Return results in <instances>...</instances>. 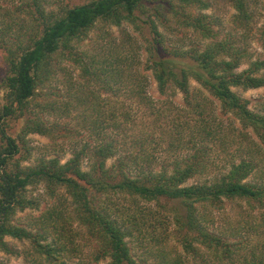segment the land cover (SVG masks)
<instances>
[{"label":"trees","instance_id":"1","mask_svg":"<svg viewBox=\"0 0 264 264\" xmlns=\"http://www.w3.org/2000/svg\"><path fill=\"white\" fill-rule=\"evenodd\" d=\"M161 1L88 0L56 13L46 12L45 0H0V52L6 69L0 82V251L16 254L6 241L11 238L28 243L27 264H66L81 251L77 235L65 223L72 219L95 244L94 264L106 259L107 264H140L128 245L131 238L140 243L147 238L157 264H264V100L251 109L235 91L264 87V59H254L247 44L251 8L247 0H229L235 30L222 35L216 19L192 12L197 5L207 9L206 2L166 0L172 22L198 38L191 46L167 50L153 20ZM149 3L156 6L145 20L151 37L144 65L121 41L109 48L98 45L91 56L78 52L95 24L137 25ZM63 61L79 68L75 108L90 112L82 117L89 140L64 164L53 158L23 166L30 155L27 135L55 137V127L40 115L70 111L38 99L65 71ZM243 64L247 67L239 71ZM149 71L161 96L182 95L184 105L173 120L172 101L165 102L167 113L147 91ZM190 79L201 89L192 90ZM102 92L137 103L155 126L167 114L160 136L141 131L131 136L129 125L136 121L131 111H119L125 104L103 100ZM129 139L132 148L125 149ZM162 146L167 159L155 150ZM217 150L226 157L221 165L212 159ZM110 159L116 163L107 167ZM194 177L199 182L187 185ZM40 184L51 198H59L57 188L64 187L71 213L66 216L53 206L35 224L17 225V213L38 207L28 187ZM225 201L239 207L235 223L224 219L230 230L213 232V218L206 213L222 211ZM145 203H156L158 210ZM147 225L161 227V232L146 236Z\"/></svg>","mask_w":264,"mask_h":264},{"label":"rangeland","instance_id":"2","mask_svg":"<svg viewBox=\"0 0 264 264\" xmlns=\"http://www.w3.org/2000/svg\"><path fill=\"white\" fill-rule=\"evenodd\" d=\"M87 1L88 0H45L44 6L46 12L53 11L57 13L61 11V8L64 6L80 5ZM169 1H161L162 6L159 9L160 14L154 12V8L156 6L155 3H149L146 9H143L144 11L146 10L147 14H139L140 18L137 21V25H133L130 23L128 24L124 22L119 27L109 26L101 22L95 24V26L90 30L87 38L80 43V46L78 47V52L91 56L96 52V47L98 45H106L109 48L110 45H120L119 42L121 41L124 42L125 45L129 46L128 48H132L136 52V55L139 56V60H141L144 65L148 58L147 41L150 40L151 37L150 31L147 28V25L145 24V20L148 18L149 14L154 13L156 15L153 16V20L158 25V30L163 36L164 47L167 50L172 49V47H178L181 45L183 47H187L196 44L198 40L197 36H195L189 30L176 26V24L172 22V14H169L166 10V8L168 7L167 3ZM202 1L207 3V9L201 11L200 9H198L199 5H197V7H194L197 9H192V12L194 14L204 13L216 19L217 23L219 24L216 28L221 31L222 35L228 34L231 31L235 30L232 23V15L235 13V10L229 0ZM247 2L249 3V7L251 8L250 12L252 14L251 23L249 25L251 31L249 33L250 35L248 37L247 44L254 59H264V0H247ZM61 66L65 69V71L57 75V77L52 82V85L44 89L43 93L41 92L38 99H40V101L43 103L49 100V102H51L53 106H55V104L56 106L60 107L68 106L70 111L65 115H63L59 111H49V113L40 115L43 120L48 122V125H53L55 127V129H53V132H55V137L47 135L43 136L38 134L27 135L25 137V142L27 147L30 149V155L28 160L22 163L23 166H34L39 162L40 159L49 160L53 158L57 159L60 164H64L72 157L73 151L75 149L80 148L81 144L89 140L88 131L84 129V127H87V123L83 122L82 117L86 115L90 116V112H83L85 108L84 106H81L77 109L75 108V97L80 95V93H77L78 84L80 83L79 68H76L74 65H72L70 61H63ZM142 67L143 66H140V68ZM246 67L247 66L245 64L241 65L239 71L245 69ZM5 70V64L3 63L2 54L0 52V82L5 76ZM146 75L149 76V86L147 88V91L153 98V100L160 101H158L157 105H159V107L165 108L164 110H166L167 112V107L169 105H166L165 102L169 103L172 101V105H170L169 107L171 108L173 120L174 117H177L179 108L182 106V104L184 105L182 95L179 93V91H177L172 97L161 96L158 92L155 81L152 79L150 71L146 72ZM67 78L69 79L67 80ZM189 83L192 90L195 91L201 89L200 85L193 79H190ZM235 91H237L243 98L247 99L250 102L251 109L257 108L259 106V103L264 100V87L258 89H250L246 91L235 89ZM101 98L103 100L108 99L111 101L118 99L119 101H122V103L127 101L125 96L113 97L111 96V94H104L103 92L101 93ZM214 102L217 107V113H219V104L217 101ZM124 104V108L119 109V111L122 110L126 114L130 110L131 117L135 118L134 120H136L133 126L131 124L129 125L131 126L129 128V134L131 136L137 134L140 131L148 135L154 133L157 138L160 136V131H163L161 129L165 128L166 125L165 119L167 114H164L163 120L158 122L155 126L153 118L149 117L148 112H146L143 107L138 108L137 103L131 102ZM106 105L107 104H105V107H103L105 113L107 112L109 107ZM33 110L36 109L34 108ZM235 124L238 125L237 122ZM13 126L19 128V125ZM79 131V136H76L77 132ZM131 141V139L128 140V144L125 146V149L132 148L130 145ZM164 147L165 146L157 147L158 149L155 148V150L162 154V159H167L169 153H163L162 150H164ZM212 159H214L216 161L215 163L218 165H221L226 161L225 154L223 155L221 152H219V150L214 153ZM115 163V159H110L107 161L106 166L110 167ZM154 165L155 170L159 169V166H157V164ZM82 168L85 171L89 169V164L87 166L86 160L82 165ZM199 180V178L194 177L187 182V185L199 182ZM57 192L59 193V198H51L46 194L45 187L43 184L38 185L36 188L28 187L29 196H31L32 199L36 200L39 205L35 209H27L24 212L17 213L14 218V222L17 225L29 227L30 225L35 224L36 220L41 218L44 215V212H46L47 209L53 206L61 209L63 211V214L67 216V214L71 213L72 210L70 199L66 194L64 187L57 188ZM162 204H164L163 201ZM144 206L157 209L156 203H145ZM238 212L239 207L237 203H229L226 201L222 211H207L206 216L211 219L213 218V222H210V229L213 232L217 233L225 231L227 226L225 224L226 221L224 222V219H227V221H229V224H234L236 219L235 215ZM252 214L256 215L257 213L253 212ZM72 216L73 214H71V217ZM165 217L166 219L170 220V217ZM65 223L70 226L72 228V232L77 235L75 237V243L81 249L79 255L72 259H69L66 264H94L93 251L95 244L91 242L88 238H86L83 233V229L77 226L76 221L71 219L69 221H65ZM160 228L153 229L147 225L144 227L143 231H145L146 236H149L152 234H159L161 232ZM171 228L172 226H170L169 231H172ZM228 230L230 229L228 228L226 231ZM172 239L170 240L171 245L173 243L176 244L172 241ZM127 240L128 245L131 248V252L136 261H138L140 264H157L156 259L153 257V252L155 248H152V245L151 243H149L147 238H145L142 243H140L141 241H137L135 238ZM6 241L9 243V246L16 251V254L10 255L0 251V261L5 264H27L24 255L28 251V243L16 241L11 238H6ZM176 246L177 250L179 252H182L179 244H177ZM108 262L109 259H106L99 262V264H107Z\"/></svg>","mask_w":264,"mask_h":264}]
</instances>
